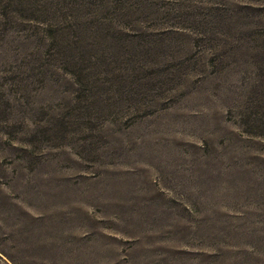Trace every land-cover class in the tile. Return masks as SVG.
I'll use <instances>...</instances> for the list:
<instances>
[{
  "label": "rangeland",
  "instance_id": "374dc122",
  "mask_svg": "<svg viewBox=\"0 0 264 264\" xmlns=\"http://www.w3.org/2000/svg\"><path fill=\"white\" fill-rule=\"evenodd\" d=\"M0 264H264V0H0Z\"/></svg>",
  "mask_w": 264,
  "mask_h": 264
},
{
  "label": "trees",
  "instance_id": "16d2710c",
  "mask_svg": "<svg viewBox=\"0 0 264 264\" xmlns=\"http://www.w3.org/2000/svg\"><path fill=\"white\" fill-rule=\"evenodd\" d=\"M47 26H49V28H50V29L53 27V26H52V25H50V24H49V25H47Z\"/></svg>",
  "mask_w": 264,
  "mask_h": 264
}]
</instances>
